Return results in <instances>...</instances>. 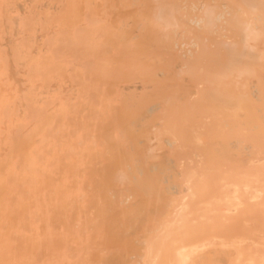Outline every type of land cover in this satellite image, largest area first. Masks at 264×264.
<instances>
[{"label": "bare ground", "instance_id": "obj_1", "mask_svg": "<svg viewBox=\"0 0 264 264\" xmlns=\"http://www.w3.org/2000/svg\"><path fill=\"white\" fill-rule=\"evenodd\" d=\"M0 264H264V0H0Z\"/></svg>", "mask_w": 264, "mask_h": 264}]
</instances>
